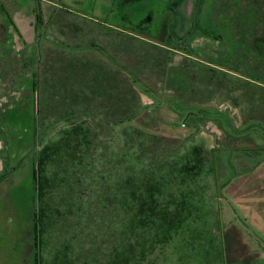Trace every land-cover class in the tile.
I'll return each instance as SVG.
<instances>
[{"label":"rangeland","instance_id":"rangeland-1","mask_svg":"<svg viewBox=\"0 0 264 264\" xmlns=\"http://www.w3.org/2000/svg\"><path fill=\"white\" fill-rule=\"evenodd\" d=\"M37 1L39 41L36 0H0V115L38 76L36 131L0 133V264H35L45 146L42 264H264V0Z\"/></svg>","mask_w":264,"mask_h":264},{"label":"trees","instance_id":"trees-1","mask_svg":"<svg viewBox=\"0 0 264 264\" xmlns=\"http://www.w3.org/2000/svg\"><path fill=\"white\" fill-rule=\"evenodd\" d=\"M36 2H37V6L34 8V14L36 18L35 31H36V40L39 41V39L41 38V30L44 25V19L42 15L41 6L39 5V2L37 0ZM199 13L200 11L195 16L194 23L191 27L193 31L192 33L195 34L198 32H202L203 34H206V35H210L212 34V32L214 33L213 30H215L216 27L214 28V26L213 27L210 26L211 32H209L205 30V28H203L202 23H199ZM230 29L227 30L226 35L230 39H233L232 31ZM186 33L184 36L182 34L181 38L178 40L177 45L179 47L182 46L183 43H185L186 40H188V37H190L192 34L191 32H189V29H188L187 35ZM167 45L169 44H166V46ZM178 46L177 48L180 49L181 47L179 48ZM95 48L97 47L95 46ZM37 79H38V76L36 72H34L33 80L31 81L30 89H29L31 93V96H30L31 101L29 105L27 106V108L24 110V112L19 107H12V109L8 111L7 110L4 111L0 115V133H2L3 135L5 134V131L6 133H7V130L11 132L12 129H16V131H18L19 134H23V130L16 127L15 124L13 123V120L14 118H18L21 120L22 115L25 116L26 112H27V115L30 117L33 130L36 131L37 115L35 112L33 95L37 92V87H38ZM0 82H1V71H0ZM14 134H15V130H14V133L12 132V135ZM5 145H6V150H7V157L5 158V161H4V172L2 175H0V185L4 181H6L8 177H10L13 174V171L15 170V167H13L11 163L13 159H12V154L10 153V150H9V148L11 149L12 147V142L7 137L5 139ZM50 150H51V147L49 148L48 146H45L41 150L37 151V154L35 156V169H34L33 176H32V190H33L32 230H33V247H34V263L35 264H42V245H43V228H44L43 224H44L45 215L47 214V210H45L44 208V203L47 200L46 157ZM193 153H194L193 158L187 161V164L185 167L188 169V170H185L188 173L189 171L191 173H197L201 171L205 165L203 164L204 150L196 148L193 151Z\"/></svg>","mask_w":264,"mask_h":264}]
</instances>
